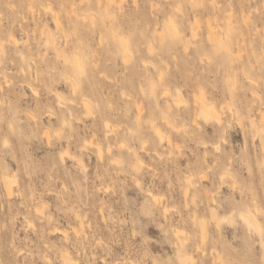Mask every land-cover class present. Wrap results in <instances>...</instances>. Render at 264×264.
<instances>
[{
  "label": "clouds",
  "instance_id": "clouds-1",
  "mask_svg": "<svg viewBox=\"0 0 264 264\" xmlns=\"http://www.w3.org/2000/svg\"><path fill=\"white\" fill-rule=\"evenodd\" d=\"M0 264H264V0H0Z\"/></svg>",
  "mask_w": 264,
  "mask_h": 264
}]
</instances>
